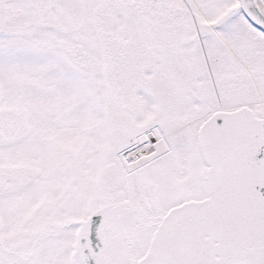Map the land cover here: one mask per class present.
<instances>
[{
  "label": "snow or ice",
  "instance_id": "obj_1",
  "mask_svg": "<svg viewBox=\"0 0 264 264\" xmlns=\"http://www.w3.org/2000/svg\"><path fill=\"white\" fill-rule=\"evenodd\" d=\"M0 264H264V0H0Z\"/></svg>",
  "mask_w": 264,
  "mask_h": 264
}]
</instances>
